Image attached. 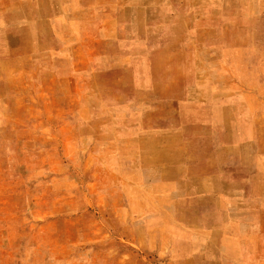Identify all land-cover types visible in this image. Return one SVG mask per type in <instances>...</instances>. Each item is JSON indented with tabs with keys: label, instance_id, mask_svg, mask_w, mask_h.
Masks as SVG:
<instances>
[{
	"label": "rangeland",
	"instance_id": "rangeland-1",
	"mask_svg": "<svg viewBox=\"0 0 264 264\" xmlns=\"http://www.w3.org/2000/svg\"><path fill=\"white\" fill-rule=\"evenodd\" d=\"M0 264H264V0H0Z\"/></svg>",
	"mask_w": 264,
	"mask_h": 264
}]
</instances>
